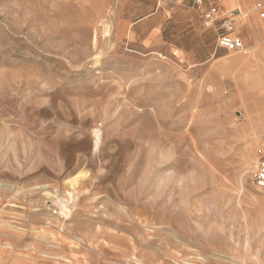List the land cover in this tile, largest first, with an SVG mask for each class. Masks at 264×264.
I'll return each mask as SVG.
<instances>
[{"label":"rangeland","instance_id":"374dc122","mask_svg":"<svg viewBox=\"0 0 264 264\" xmlns=\"http://www.w3.org/2000/svg\"><path fill=\"white\" fill-rule=\"evenodd\" d=\"M259 3L0 0V264H264Z\"/></svg>","mask_w":264,"mask_h":264},{"label":"built area","instance_id":"2783aa9c","mask_svg":"<svg viewBox=\"0 0 264 264\" xmlns=\"http://www.w3.org/2000/svg\"><path fill=\"white\" fill-rule=\"evenodd\" d=\"M196 6H206L202 15L203 25L206 29L217 28L221 31L216 39L219 48L228 53L238 52L242 49V42L237 36L234 27L235 18L239 16V10L236 8L224 11L220 8L219 0H193ZM259 9L264 11V0L257 4ZM264 17V14H261ZM264 45V41H263ZM258 164L253 177V183L259 190H264V135L260 138L257 150Z\"/></svg>","mask_w":264,"mask_h":264},{"label":"bare ground","instance_id":"6f19581e","mask_svg":"<svg viewBox=\"0 0 264 264\" xmlns=\"http://www.w3.org/2000/svg\"><path fill=\"white\" fill-rule=\"evenodd\" d=\"M230 1H232V0H228V2H230ZM259 22H262L261 20H259ZM105 27H106V24H105ZM104 27V28H105ZM107 27L109 28V26L107 25ZM107 28V29H108ZM253 28V27H252ZM252 28H249L250 29V32H248V34H249V40L250 41H253V43H254V46L253 47H255V42H256V35H259L260 36V34H261V32L260 31H264V27H263V25L261 24L260 26H256V25H254V28L252 29ZM106 29V28H105ZM263 29V30H262ZM107 31V33H108V31L109 30H106ZM105 35V34H104ZM95 37V36H94ZM94 41H95V43H96V37L94 38ZM93 48H95L94 47V45H93ZM94 50V49H93ZM246 53H245V55H243V56H241V57H238V58H236V59H232V60H229V61H227V62H224L223 64H222V66H223V68H225L227 71H230V72H233L235 69H238V68H240V67H242V66H246L248 63H249V61H250V59L252 58V59H257V53L255 52V51H250V53H248L247 54V50L245 51ZM96 55V54H95ZM100 135H99V132L98 131H95V138H96V142H95V147H96V150H97V147H98V144H99V141H100ZM94 147V148H95ZM95 150V149H94ZM77 176V175H76ZM74 178L75 177H73L72 178V181L70 180V186H72L73 188L71 189V192H68V193H66V194H68V196H70V197H72L73 196V193L72 192H74V186H75V184H76V182L74 181ZM74 185V186H73ZM46 194H48V193H46ZM53 203H55V202H53ZM57 204H59V206H60V208L61 209H64V211H66V208H68V206L66 207V205H65V202L63 201V200H61V199H59L58 201H57ZM67 214V213H66ZM42 232H44V231H42Z\"/></svg>","mask_w":264,"mask_h":264}]
</instances>
